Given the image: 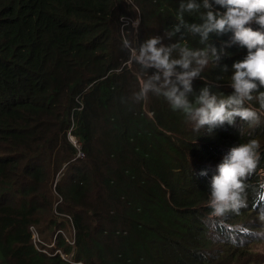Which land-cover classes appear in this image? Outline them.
<instances>
[{
	"label": "trees",
	"instance_id": "trees-1",
	"mask_svg": "<svg viewBox=\"0 0 264 264\" xmlns=\"http://www.w3.org/2000/svg\"><path fill=\"white\" fill-rule=\"evenodd\" d=\"M133 2L0 0V264L255 262L252 248L211 243L204 219L211 179L232 147L258 140L264 168V110L246 105L261 113L257 126L237 119L197 132L163 96L136 102L147 75L124 42L138 48L170 32L181 0ZM135 11L137 31L120 30ZM232 35L211 36L217 49L230 45L220 62L229 71L210 63L195 93L209 85L232 94V65L247 55ZM164 43L204 47L190 34Z\"/></svg>",
	"mask_w": 264,
	"mask_h": 264
},
{
	"label": "clouds",
	"instance_id": "clouds-1",
	"mask_svg": "<svg viewBox=\"0 0 264 264\" xmlns=\"http://www.w3.org/2000/svg\"><path fill=\"white\" fill-rule=\"evenodd\" d=\"M124 1L135 7L133 0ZM216 6L224 11H218ZM135 12L136 19L121 17L120 30L130 26L137 31L139 12ZM186 13L198 14L200 22H186L183 19ZM178 15L179 22L164 36H151L138 48H133L125 40V48L132 53L130 60L139 64L147 75L133 99L140 102L149 93L163 96L174 110L182 111L193 122L194 131L197 132L205 126L210 131L224 124L234 127L237 119L247 122L249 126L259 125L261 113L246 105L257 101L260 109L264 110V91H260L264 87V0H181ZM253 24L258 26V30L253 29ZM227 33L233 34L231 44L247 49L246 57L232 65L229 84L233 89L232 94L217 95L209 85L201 88L198 94L195 93L193 81L201 79L202 72L210 63L222 73L229 71L228 66H221L220 62L228 55L225 48L230 45L224 44L217 49L210 42L211 36ZM185 34L199 37V43L204 47L164 43L165 38L171 40L179 36L182 39ZM174 53L177 55L174 56ZM150 69L154 70L151 75ZM190 97H194V103ZM67 137L79 149L70 133ZM259 149L260 143L256 139L232 147L217 165L218 174L211 179L207 204L209 212L204 222L211 243L221 244L224 249L234 247L245 250L264 239V234L260 233L264 229V168H258L261 162ZM77 157H82L80 151ZM252 186V198H249ZM244 212L247 215L240 219ZM249 216L253 217L247 221ZM33 232H36L34 228L32 242L36 246ZM69 244L72 242L69 241ZM204 251L207 252L206 249ZM254 263L249 256L241 258L239 262H231Z\"/></svg>",
	"mask_w": 264,
	"mask_h": 264
},
{
	"label": "rangeland",
	"instance_id": "rangeland-1",
	"mask_svg": "<svg viewBox=\"0 0 264 264\" xmlns=\"http://www.w3.org/2000/svg\"><path fill=\"white\" fill-rule=\"evenodd\" d=\"M264 228V224H262ZM260 233L264 234V229L260 230ZM68 239V236L66 237ZM33 239L36 243H39V239L37 237V233L33 232ZM252 248L251 252L249 254L251 256L255 257V263L254 264H264V239L260 241L258 244H255L253 246H249ZM71 257V256H70ZM69 257V259H70Z\"/></svg>",
	"mask_w": 264,
	"mask_h": 264
}]
</instances>
